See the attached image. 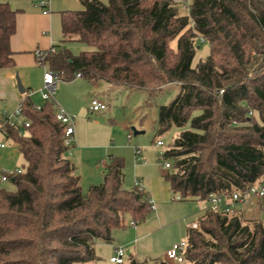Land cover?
Here are the masks:
<instances>
[{"label":"trees","instance_id":"16d2710c","mask_svg":"<svg viewBox=\"0 0 264 264\" xmlns=\"http://www.w3.org/2000/svg\"><path fill=\"white\" fill-rule=\"evenodd\" d=\"M83 9L61 13V45L36 54L37 65L71 82L77 74L91 85L142 89L151 98L175 84L177 95L158 108L157 134H178L163 152L170 162L162 179L178 201L231 197L264 177V0H81ZM186 9L187 15L181 12ZM17 11L0 4V69L14 67L10 39ZM209 54L193 67L197 42ZM85 46L73 55L65 46ZM175 42L173 48L171 43ZM63 44V45H62ZM112 91V90H109ZM222 91L220 95L219 92ZM28 128L6 126L4 138L24 160L10 177L15 191L0 187V264H88L95 246L112 232L152 215L140 186L122 187L125 164L109 155L103 181L83 192L65 157L64 128L54 103L40 109L21 103ZM262 217L208 213L190 230L184 262L264 264ZM240 215V214H238ZM208 237V239H206ZM123 264H166L160 257Z\"/></svg>","mask_w":264,"mask_h":264},{"label":"crops","instance_id":"0c3cea01","mask_svg":"<svg viewBox=\"0 0 264 264\" xmlns=\"http://www.w3.org/2000/svg\"><path fill=\"white\" fill-rule=\"evenodd\" d=\"M40 1L0 0V4H8L12 10L18 12L15 34L10 39V49L13 52L15 65L12 69H0V109L9 112L13 111L14 106L17 107L21 97V93L17 89V81L21 83L25 90L23 94H30V99L37 102L34 101V98L42 90L44 69L37 65L36 54L37 52L48 51L54 45H61L62 12L83 9L81 0H48L46 9L49 13L44 15L42 9L39 8L40 6L38 7ZM99 1L105 2V0ZM174 1L179 3L184 0ZM181 14L185 16L187 12L182 11ZM69 43L74 42H67L62 45L65 46ZM173 44L171 46L175 48L176 43L173 42ZM84 49L80 47L81 51ZM68 83H73L74 87L82 90H55L56 96L53 100L57 106L66 113L76 116L79 122L88 126V137L95 138L96 135L93 130H90L89 125L92 124L102 125L105 128L104 130L112 134L116 129L115 126L106 124L109 119L105 115H100L108 109L105 99L108 98L111 91L96 90L99 84L91 85L82 78H75ZM92 99H99L104 102L107 109L99 113H89L88 107ZM88 115L93 117L92 121L87 120ZM127 129L124 126L121 130L125 132ZM74 130V142L72 144L74 149L65 157L73 164L76 173L78 172L76 165L82 164L83 166L86 164L83 173L85 178L90 184H98L99 179L103 181L105 163L110 150H113V148L110 144H100L94 148L95 151L85 148L81 150L79 144L80 130L77 129L76 123ZM127 136L128 134H126V139L130 143L132 137L128 139ZM0 142L5 144V147L0 149V174L2 171L12 172L22 169L24 160L18 147L2 135H0ZM80 151H83V153ZM141 156L142 159L138 160L146 164L145 153H142ZM135 157L137 158L136 155ZM153 163L155 162L151 160L152 165ZM137 165L138 163L135 162L134 167H137ZM100 170L102 171L100 172ZM164 173L158 176L140 175L134 177L133 187L138 184L143 188L154 204L152 215L145 223L133 227L129 223L124 229L114 230L110 243L96 244V256L102 253V247H108L112 256L115 246H123L126 254H132L137 261L160 257L165 262V252L173 244L187 240L190 232L189 226L198 223L208 214V203L202 206L199 204L200 202L173 201L168 184L162 180ZM123 182L124 175L122 185ZM1 184L2 182H0ZM166 264L171 263L166 262Z\"/></svg>","mask_w":264,"mask_h":264},{"label":"rangeland","instance_id":"374dc122","mask_svg":"<svg viewBox=\"0 0 264 264\" xmlns=\"http://www.w3.org/2000/svg\"><path fill=\"white\" fill-rule=\"evenodd\" d=\"M182 3V2H180ZM184 3V1H183ZM39 4V2H38ZM39 7V5H38ZM40 8V7H39ZM187 12L186 9L183 12ZM171 45H174L171 43ZM65 47L73 54L78 55L84 45L74 42L66 44ZM209 54V45L205 42H197V49L192 61V66L195 67L200 60L205 59ZM73 83L58 81L56 84V90H82L76 88L72 85ZM96 90H112L105 102L108 106L107 111L102 112L100 115H105L109 121L106 124L114 125L115 130L110 134L102 125H89L96 135L95 138L88 137V126L83 125L84 123L79 122L76 117L75 123L78 130H80L79 144L81 150L87 149L95 151L96 146L110 144L113 150H110L109 155L115 157H120L123 159L124 168V182L122 187L126 190L133 188V182L135 176L145 175V176H158L161 175L165 170L160 166L158 157L161 153L165 151L166 148L172 143L173 139L178 134L176 128H172L167 132L158 135L157 130V116L158 108L162 105H167L178 93V87L175 84H169L162 87L161 91L156 92L151 98L147 92L142 89H133L134 91L129 92L125 87H111L106 83L101 82ZM56 96V92L53 95V99ZM36 106H41L43 101L41 99L40 92L34 98ZM57 105V104H56ZM16 106L13 107L14 110ZM91 115H88L87 120L92 121ZM112 121H111V120ZM20 120V118L18 119ZM126 126L128 129L123 132L122 127ZM75 127V126H74ZM143 127V128H141ZM132 128L137 132H142L141 134L134 135ZM132 132V140L129 143L126 139V134ZM156 140L162 141L164 147L158 148L155 145ZM115 147V148H114ZM133 147L140 148L142 153H145V162L139 161L142 156L135 157V151ZM70 147L69 152L73 150ZM83 153V151H80ZM149 159V160H148ZM151 160L155 163L151 164ZM138 163L137 167L134 164ZM78 168L77 175L80 178V187L83 192H85L89 186L93 185L88 182L84 176V170L86 169V164L76 165ZM102 170H100L101 172ZM163 180V179H162ZM98 184L102 183V180H98ZM1 188L8 191H15L14 185L7 181L2 182ZM199 204L206 205V202H200ZM238 211L240 219L249 221L256 220L262 217V212L259 209L258 202L255 200L246 203L245 205L239 206ZM208 239V237H206ZM107 246V245H106ZM111 256L110 249L108 247H102V253L97 254L96 261L88 264H112L109 262ZM182 264H191L189 262H184Z\"/></svg>","mask_w":264,"mask_h":264},{"label":"built area","instance_id":"2783aa9c","mask_svg":"<svg viewBox=\"0 0 264 264\" xmlns=\"http://www.w3.org/2000/svg\"><path fill=\"white\" fill-rule=\"evenodd\" d=\"M48 4V0H41L39 3L40 8L42 9V13L44 15L48 14L49 11L46 9ZM202 42V40H200ZM50 53H55V48L51 47L49 49ZM46 51L37 52V55L43 56ZM44 69L43 73V87L40 91L42 101H52L54 103V111L56 120L63 126L64 128V146L66 147V155L69 154V149L72 147L74 142V126L76 117L74 115H70L66 113L63 109L58 107L53 100V95L56 90V84L59 81L58 76L53 74L45 67H41ZM75 78H80V75L77 74ZM222 94V91L219 92ZM30 97V94H21L20 100L18 102L17 107L9 112L5 109H0V135L5 136V128L6 126H10L16 128L21 126L23 128H28L29 123L27 121L22 120V106L21 103L25 100V98ZM37 109H40V106H36ZM107 106L104 102L99 99H92L89 103L88 112L89 113H99L105 111ZM20 118V120H18ZM128 139L132 137V132L128 133ZM156 147L162 148L164 144L162 141H157L155 143ZM5 144L0 142V149L4 148ZM135 155L141 156L142 151L140 148H134ZM158 161L160 166L167 171L170 168V162L163 159V153L158 157ZM22 172V169H17L12 172L2 171L0 174V182H7L10 180V177L18 175ZM136 186H139L136 184ZM264 197V177L260 184L251 186L243 193H235L229 198H225L223 196H210L208 200V213L215 214L220 217H232L237 216L239 211L238 207L245 205L248 202L253 200H260ZM175 201L179 200L178 196H175ZM151 210L154 209V204L150 200ZM130 226H135L134 223H130ZM190 230H196L198 228V223H193L190 226ZM187 248V241L182 240L175 244H173L164 254V260L167 263L171 264H182L184 263V256ZM126 251L123 246H115L113 249V255L109 258V262L112 264H123L126 258Z\"/></svg>","mask_w":264,"mask_h":264},{"label":"water","instance_id":"95a60500","mask_svg":"<svg viewBox=\"0 0 264 264\" xmlns=\"http://www.w3.org/2000/svg\"><path fill=\"white\" fill-rule=\"evenodd\" d=\"M17 89H18L19 93H21V94H23L25 92L24 88L21 86V83L19 81H17ZM132 131H133L134 135H138V134L142 133V132L135 131L133 128H132Z\"/></svg>","mask_w":264,"mask_h":264}]
</instances>
